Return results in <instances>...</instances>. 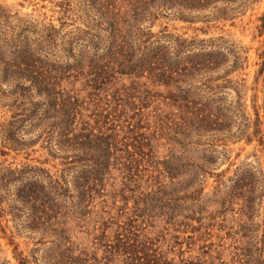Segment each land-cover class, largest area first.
I'll use <instances>...</instances> for the list:
<instances>
[{"label": "trees", "instance_id": "1", "mask_svg": "<svg viewBox=\"0 0 264 264\" xmlns=\"http://www.w3.org/2000/svg\"><path fill=\"white\" fill-rule=\"evenodd\" d=\"M219 2L224 6L217 7ZM233 2L89 0L96 13L95 20L71 33L62 48L58 49V30L52 25L37 38L24 36L18 40L9 52L10 58L4 57L3 46H0L2 79L12 82L10 95L16 97L12 120L0 125L4 145L15 149L34 143V140L26 142L16 137L20 126L27 123L36 132V139L46 145L51 157L60 155L62 166L60 175L55 177L42 168L26 165L12 169L0 163V218L8 214L15 216L24 209L28 213L29 230L54 235L59 243L49 264H98L100 261L96 253L90 256L87 252L76 254L73 250L65 234L67 214L83 221L90 200L103 188V175L110 168L111 159L124 160L121 172L125 173V178L132 179L138 172L132 170V165L143 156H151L148 134L140 132L148 126H143V109L151 94L146 88L142 89L145 84L140 79L146 76L153 83L172 85L173 101H179V106L189 115L178 125V134L186 140L190 132L196 130L193 126L196 104L189 101L190 82L196 68L207 73L224 61L220 46L206 50L201 44L196 55L192 51L196 49L195 40L170 34L167 26L154 34L150 26L143 27V23L153 26L161 18L191 22L193 13L207 8L221 10V15L226 16ZM68 9L64 8L63 13ZM258 20L257 29L261 33L264 13ZM261 58L257 78L264 79V52ZM239 63L236 55L231 68ZM130 77L132 80L125 84L124 79ZM75 84L80 85L79 89L74 88ZM199 111L198 130L219 132L222 129L220 109ZM261 126L256 112L246 141L249 143L256 138L264 151ZM15 181L20 184L15 189V203L4 207L2 191ZM263 196L264 179H260L252 167L241 170L232 179L226 202L232 204V200L239 199L241 203L237 229L231 232L233 251L229 262H223L220 251L212 257L211 248L199 252L195 258H180L175 262L155 239L139 230L135 220L126 217L112 239L101 235L103 264H264V211L262 214L259 211ZM160 202L149 195H140L132 214L135 219H145L158 212L160 215L164 210ZM16 259L17 264H31L26 257Z\"/></svg>", "mask_w": 264, "mask_h": 264}, {"label": "rangeland", "instance_id": "2", "mask_svg": "<svg viewBox=\"0 0 264 264\" xmlns=\"http://www.w3.org/2000/svg\"><path fill=\"white\" fill-rule=\"evenodd\" d=\"M223 6L220 2L217 4V7ZM229 7L226 16L221 15V10L207 8L193 13L191 22L161 18L153 26L143 23L154 34L167 26L170 34L195 40L196 49L192 51L196 55L201 44L206 50L220 46L224 61L207 73L196 68L189 90V101L196 104L193 125L196 130L190 132L187 141L178 134V125L189 115L179 106V101H173L172 85L153 83L146 76L140 79L145 84L142 89L146 88L152 95L149 100L142 96L147 100L143 126H148L140 130L148 134L152 154L132 165V170L138 171L132 179L125 178L121 172L124 160L111 159L110 168L103 175V188L90 200L83 221L67 214L65 234L76 254L96 253L98 264H103L101 235L112 239L117 226L131 217L139 230L155 239L175 262L180 258H195L208 248L212 257L220 251L223 262L230 261L231 232L237 229L241 203L239 199L232 200V204L226 202L232 179L248 167L264 179L263 146L258 145L256 138L246 141L256 112L264 131V79L257 78L264 52V31L260 33L257 29L258 19L264 13V0H234ZM64 8L69 11L63 13ZM95 16L89 0H0V46L4 57L10 58L9 52L18 40L24 36L37 38L49 25L58 30L56 43L60 49L71 33L95 20ZM62 23L65 25L61 26ZM236 55L240 63L231 68ZM131 80V77L125 78L123 82L129 84ZM79 87L74 85L75 89ZM12 90V82L2 79L0 68V125H6L15 114L16 97L10 95ZM204 108L220 109L223 127L219 132L198 130L199 110ZM26 124L20 126L16 137L26 142L34 140L27 148L5 146L3 126L0 127L1 165L12 169L29 165L59 176L60 155L51 157L46 145L36 139V132ZM70 176L71 173L68 180ZM19 186L15 181L4 188V207L15 203L14 193ZM140 195L160 199L159 205L164 206L161 214L135 219L132 210ZM262 199L264 202V196ZM223 202L226 203L223 205ZM259 211L263 213L264 203ZM27 214L23 209L15 216L8 214L0 218V264H17L19 256L26 257L31 264H49L53 260L59 240L51 233L29 230Z\"/></svg>", "mask_w": 264, "mask_h": 264}]
</instances>
